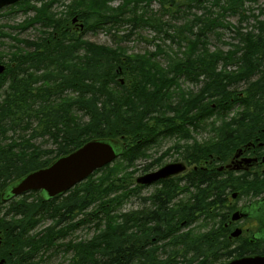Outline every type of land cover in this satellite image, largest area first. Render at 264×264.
Segmentation results:
<instances>
[{
    "label": "trees",
    "instance_id": "trees-1",
    "mask_svg": "<svg viewBox=\"0 0 264 264\" xmlns=\"http://www.w3.org/2000/svg\"><path fill=\"white\" fill-rule=\"evenodd\" d=\"M239 1L162 0V10H169L172 6L176 8L175 14L183 13L185 17L191 7L211 10L212 5H217L224 11H236L241 4ZM25 3L28 0L15 4ZM123 5L101 12L92 7L85 8L81 13L83 29H103L107 33L115 29L117 33L124 22L131 23L132 27L147 26L162 35L161 39L185 47L184 57H175L168 67L161 68L150 59L123 55L121 51L85 41L79 33L64 28L58 30L57 35L49 34L53 35L51 39L57 38L51 44L37 43L32 52L11 58L4 75L0 76V97L3 96L0 133L4 137L9 130H15L19 124L14 121L22 117L32 121L20 126L17 137H14L21 138L22 130H30L27 138L19 142L0 141V190L20 175L45 166L93 137H130L119 158L132 161L141 149L154 143L157 136L180 132L182 124L178 121H183V126L191 118L195 122L207 110H222L232 98L243 107L242 110L227 127L219 128L220 137L217 135L215 140L194 150L192 162L197 163L210 156L225 159L256 137L264 141V23H258L256 32L241 34L242 41L233 49L220 53L206 48L207 34L222 25L220 17L213 16L210 11L193 15L189 24L172 25L147 12L137 13L134 9L128 12L131 16L124 19L123 12L126 11ZM100 6L103 7V3ZM56 27L55 24L51 26L54 30ZM126 35L122 34L117 41H123ZM81 53L83 56H78ZM37 72L40 76L36 75ZM122 73L128 74L129 85L117 79ZM180 79L198 86L195 90H182L179 88ZM38 81L41 85L34 86ZM239 82L247 84L242 97L234 90ZM73 111L82 112L86 120L72 122ZM38 137L50 140L56 148L42 150L35 144ZM122 172L124 179L126 171ZM89 177L79 184L81 195L64 204L65 210L85 209L95 203V211L107 216L114 210L106 205H112L110 202L117 204L115 198L109 197V193L118 188L114 184L115 179H103L98 183ZM184 178L188 183L186 189H193L192 201L172 203L174 194L168 186L173 182L169 180L171 184H166L169 189L155 191L142 198L151 203L143 202L141 208H145L138 215L141 224L135 232L122 235L108 232L107 241L96 252L81 250L78 264H133L136 260L141 264H159L153 247L161 239L159 237L175 234L179 224L191 221L198 213L212 219L223 218L224 214L218 213L216 206H222L228 188L253 195L264 191L263 179L250 178L246 173L226 177L221 172L214 174L197 169L188 172ZM117 201L119 203L120 200ZM42 203L41 198L38 202L24 205L27 218L0 222V228L5 231V242L0 252L8 256L9 263L20 264L34 257L36 242L25 238L24 230L29 217ZM16 231L25 239L22 244L14 240L18 239ZM181 238L182 247L177 252L184 250L182 254L191 255L185 264H212L214 258L208 262V257L217 256L222 246L229 244L225 236L220 233L213 235L212 231L200 233L195 238L188 233L180 234L173 242L179 243ZM254 249L252 245L243 243L240 247L225 250L224 254L234 256Z\"/></svg>",
    "mask_w": 264,
    "mask_h": 264
},
{
    "label": "rangeland",
    "instance_id": "rangeland-1",
    "mask_svg": "<svg viewBox=\"0 0 264 264\" xmlns=\"http://www.w3.org/2000/svg\"><path fill=\"white\" fill-rule=\"evenodd\" d=\"M101 3H103V7L100 6ZM122 4H124L123 10L126 11L123 12L124 19L130 17L128 12L134 9L137 13L147 12L150 16L158 17L161 21L165 20L172 25L189 24L193 15H201L204 11H210L213 16L220 17L219 22L222 25L207 34L205 38L206 48L209 51L220 53L233 49L242 41L241 34L255 31L259 22L264 23V0H241L238 2L236 11H224L220 6H211L210 4L207 5L213 8L211 10L191 7L187 16L184 17L183 13L179 15L176 13L175 18L169 13L175 12L176 8L170 6L165 15L162 10V0H29L23 6L12 4L0 10V65H4V71H6L11 58L22 54L25 56L27 51L32 52L37 43L51 44L57 39L56 36L52 39L51 37L57 35L64 28L79 33L85 41L121 51L124 53L123 55L154 59L151 61L159 64L161 68L168 67L171 59L175 57H184L185 47H179L171 43L170 40L161 39L162 35L146 26L132 27L131 23L124 22L120 25V31L117 33H115V29L111 33H107L103 29L96 31L81 30L80 25L84 24L81 13L84 12L85 8L92 7L97 12L111 11ZM47 24H51V26L55 24L57 30L52 29ZM196 29L194 30L196 31ZM236 29L239 30L236 32ZM52 32L53 35H49ZM127 33L129 35H126ZM122 34L126 37L122 38L123 41H117L122 37ZM78 56L83 55L81 53ZM10 64L14 65L12 62ZM117 79L126 85L130 84L127 73H122ZM179 86L182 90L188 91L195 90L198 85L180 79ZM246 86L245 82H239L234 90L240 96ZM212 106H215L214 103ZM226 106L211 114L198 116L195 122L192 118L186 120L185 126H183V121H178L179 124H182L181 129L183 131L171 134L163 133L157 136L154 143L141 149L138 152L139 155H136L137 157L132 161L126 162L117 158L110 164L96 169L89 178L95 179L98 183L103 179H115L114 184L118 186L117 190L109 193V197L115 198L117 203L110 202L112 205H106L113 207L114 210L109 215L106 216L100 211L96 212L97 205L95 203L85 209L77 208L70 212L65 210L64 204H67L66 202L70 201L71 197L81 195L78 191L81 185L72 188L62 197L42 203L29 217L26 227L27 235L34 236L36 242V250L33 251L34 257L31 258V261H23L20 264H78L81 261V250L96 252L104 246L108 232L112 231L116 235H122L138 229L141 224L138 215L141 210L139 206L143 204L142 198H146L157 191L161 185L153 184L148 187H139L135 183L136 177L144 172V166L149 165V170H155L165 163L183 161L185 155L193 154L196 148L215 139L219 133V128L227 127V124L231 123L243 108L238 102H233V98L231 103ZM71 118L74 123L86 120L82 112L75 111L72 112ZM11 131L9 130L4 137L0 135L1 143L9 142L10 139L8 138L12 133ZM22 132L21 138L12 139L19 142L28 137L30 130H22ZM14 137H17V134ZM130 139V137L125 138L124 142L127 143ZM35 144L41 149L50 148V150H54L56 148L53 142L41 138L36 139ZM262 154H264V150ZM51 155L53 154L49 156ZM200 164L204 165L203 162ZM192 167L193 164H187L185 172ZM121 169L126 171L124 179H122L124 173ZM263 169L264 164H261L251 168L249 174L263 175L264 181ZM185 172L181 173L175 182L172 181V185L168 186L176 195V202L187 201L193 192L192 188L186 189L188 183L184 178ZM168 187L165 189H169ZM252 195L251 192L241 191L236 198H230L229 206L233 205L235 208H239L242 204L254 199ZM37 198V193L31 192L9 202L0 203V222L27 218L24 205L37 202ZM117 200H120L119 203ZM195 216L194 222V219L189 221V223H193L187 225L188 222L183 221L179 224L181 229L179 233L176 231L175 234L180 235L184 234V231H188L191 235H197L212 231L215 228L216 223L213 221L215 219L212 217L210 218L204 213H198ZM252 224V221L247 220L238 223L237 226L243 229L242 237L245 236L246 231L250 233L255 230ZM169 240L167 238L163 243L157 245L159 251L156 262L169 264L170 261L165 260L171 258L175 261L172 263L185 264V261L176 256L177 251L181 248L182 238L179 243H175L176 245L170 244ZM236 244L237 242L231 246ZM188 257L191 256L186 255V260ZM228 259V257L222 256L215 259L214 264H222ZM133 264L141 263L136 261Z\"/></svg>",
    "mask_w": 264,
    "mask_h": 264
},
{
    "label": "bare ground",
    "instance_id": "bare-ground-1",
    "mask_svg": "<svg viewBox=\"0 0 264 264\" xmlns=\"http://www.w3.org/2000/svg\"><path fill=\"white\" fill-rule=\"evenodd\" d=\"M23 1H27V0H20V1H18V2H23ZM29 1V0H28ZM15 4V3H14ZM12 5V4H11ZM24 4H21V6H23ZM9 6V5H8ZM6 6H2V7H0V10H2L3 8H5ZM164 12V14L166 15L167 14V12H168V10H166V11H163ZM166 12V13H165ZM169 14H171V16H174L175 15V13L173 12V13H169ZM147 27V26H146ZM80 28H81V30L83 29V24H81L80 25ZM150 28V27H149ZM152 29V28H151ZM127 56H131V57H140V56H134V55H127ZM146 59H150L149 57H147ZM150 60H154V59H150ZM119 71H121V70H119ZM4 73H5V71H4V65H0V76H3L4 75ZM36 75H38V76H40V74H39V72H37L36 73ZM41 81V80H40ZM40 81H38V82H36L35 83V85L34 86H40L41 85V82ZM121 83H123L121 80H119ZM180 88V87H179ZM3 89H4V87L2 86L1 87V92L3 91ZM181 89V88H180ZM240 93V92H239ZM242 93V95H240L239 96V94H238V96L239 97H242L243 96V92H241ZM1 98L3 99V96L1 95V97H0V103H1ZM212 108H214L213 106H212ZM215 111H218V110H214V111H210V110H207L206 111V114H211V113H213V112H215ZM32 120L31 119H29V118H27V117H22V118H20V119H17V120H15L14 121V123H17V124H19V126H16L15 128V130H14V128H13V130L11 131L12 133H11V135L9 136V138L8 139H10V140H13L12 138H14V136L17 134V130H19V127L20 126H22V125H25V124H27V123H30ZM0 135H1V133H0ZM18 135V134H17ZM2 136V135H1ZM217 137H220V134H218V136ZM39 138H41V137H38L37 139H39ZM94 138H100V139H109V138H112V139H115V140H117L120 144H121V146H122V148H123V151H122V153L120 154V155H118V157L117 158H119V157H121L122 156V154H123V152H124V150L127 148V145H128V142L127 143H125L124 142V137H122V136H120V137H117V138H114V137H107V136H101V137H93V138H90V139H88V140H86L85 142H87V141H89V140H91V139H94ZM257 139L256 140H250V141H248V142H246V143H244V144H242L241 146H239L234 152H232L230 155H228L225 159H219L218 157H215V156H210V158L209 159H205V158H202V159H200V161H198L197 163H193L192 162V160L191 159H193V157H194V153L193 154H190V155H185L184 156V159H183V161H176V162H181V163H183L184 165H185V169L183 170V171H181L180 173H177V174H175V175H173V176H170V177H168V178H163V179H158L157 181H154V182H152V183H150V184H148V185H141V184H139V183H137L136 182V179H135V183L139 186V187H148V186H151V185H153V184H158V185H161V187H159V189H157V191H159V190H163V189H165L166 188V184H171V182L169 181V180H171V181H174L175 182V180L177 179V177L181 174V173H184L186 170H187V164L189 165V164H193V167L190 169V170H188L187 172H185V175L188 173V172H190V171H194V170H197V169H203L205 172H208V173H217V171L215 170V169H213V168H211L212 166H216V169H222L221 171H224L225 173H223V172H221V173H223V174H225V176L227 177V176H233V177H235V176H241L242 174H244L245 172H246V169H238L237 167H231V163L229 162V159L232 157V156H235L234 155V153L236 154V153H238V152H240V151H247L248 150V148H250V147H252V146H256V142H258L259 144H260V147H262L263 148V150H264V141L263 140H261V138L260 137H256ZM213 140H215V139H212V140H210L209 142H211V141H213ZM85 142H83L81 145H79L78 147H76V148H74V149H72L71 151H69V152H66V153H64V154H61V155H59L58 157H60V156H64V155H67V154H69L70 152H72L73 150H75V149H77V148H79L80 146H82ZM209 142H207V143H209ZM252 144V145H251ZM58 157H56V158H54L52 161H50L48 164H46L45 166H43V167H47L48 165H50L55 159H57ZM116 158V159H117ZM250 160H253L251 157H247V159H246V161H249L250 162ZM114 161V160H113ZM112 161V162H113ZM209 161L211 162V163H209ZM176 162H170V163H176ZM187 164H186V163ZM200 162H203V164L204 165H202V164H200L199 165V163ZM248 162V163H249ZM111 163V162H110ZM110 163H108V164H110ZM165 164H168V163H165ZM165 164H163V165H165ZM107 165V164H106ZM163 165H161V166H163ZM234 165V164H233ZM148 166V167H147ZM147 166H144V168H143V170H144V172L142 173V174H145V173H149V172H153V171H156L157 169H159L160 167H158V168H156L155 170H149L150 169V167H149V165H147ZM43 167H40V168H43ZM37 169H39V168H37ZM37 169H34V170H37ZM34 170H31V171H34ZM31 171H28V172H26V173H24V174H22V175H20L19 177H17V178H15L13 181H10V182H8L1 190H0V203H6V202H9V201H11L12 199H14V198H16V197H19V196H22V195H25V194H28V193H31V192H36L37 193V195H38V198H37V202H38V200H40L41 198H42V200L44 201V202H48V201H53L54 199H57V198H59V197H62L65 193H67L68 191H70L72 188H74V187H76V186H78L81 182H83V181H85L88 177H86L84 180H82V181H80V182H77V183H75L73 186H71L69 189H67L64 193H62V194H58V195H55V196H53V197H48V198H46V197H44L45 195L40 191V190H38V189H32V190H30V191H28V192H25V193H21V194H18V195H16V196H13V197H10V198H6V199H4V200H2L1 199V193L3 192V191H7V189L9 188V186L11 185V184H13L14 182H16L18 179H20V178H22L23 176H25L26 174H28L29 172H31ZM142 174H140V175H142ZM140 175H138L137 177H139ZM184 175V176H185ZM250 178H259V179H263V176L261 177V176H258V175H256V174H253V176H252V174H247ZM136 177V178H137ZM253 180V179H252ZM248 181H249V179H248ZM248 184H246V186H247ZM228 194H227V196H226V200L223 202V204H222V206L220 205V206H216V207H218L217 209H219V211H218V213H220V214H224V217L223 218H220V217H215L214 219L215 220H213V221H215L214 223H216V226H215V228L212 230V233H213V235L216 233V234H218V233H220V234H222L223 236H225V238L227 239V241H228V245L226 246V247H223L222 246V250H220V251H218V255L217 256H213V257H211V256H209L208 257V262L210 261V258H214L213 259V261H212V264H214V260L215 259H218V258H220V257H228L229 259L227 260V261H225L224 263H222V264H225V263H227V262H229V261H231L232 259H235V258H240V257H244V256H256V255H262V254H264V251H260L261 249H257V247L255 248V250L254 251H252V252H245V253H243V254H240V255H234V256H228V255H225L224 254V251L227 249V248H229V250L230 249H233V246H231V245H233V244H235L236 242H237V239H238V236H239V234H240V232L242 231V228L241 227H239V226H237L238 225V223L240 222V221H243L242 219H251L252 217L251 216H239V217H234V215L235 214H237V213H241V211H242V209L244 208V207H246V206H249V205H251V207H255V205L258 203V202H261V199L264 197V191L262 192V193H260V194H256V195H252L253 196V198L254 199H252V200H250L249 202H246V203H244V204H242L239 208H235L233 205L232 206H229L230 205V202H231V199H234V198H236L237 197V195H238V193H240L241 191L240 190H233V191H231V188H228ZM41 198H40V197ZM74 197H76V196H74ZM74 197H71L70 199L71 200H73V198ZM190 197H191V199H190ZM190 197H189V199H190V201H192V197H193V193L191 192V195H190ZM258 198V201H255V198ZM231 198V199H230ZM176 195H174V199H173V201H172V203H174V204H179L180 202H182V201H180V202H176ZM188 199V200H189ZM143 202L144 203H146L147 205H149L151 202L150 201H144L143 200ZM256 203V204H255ZM141 206H142V204H141ZM141 206H139L140 208H141ZM143 208H145V207H142L141 208V210L143 209ZM216 209V210H217ZM195 221V218H194V220H193V222ZM193 222H191V223H193ZM191 223H186L187 225H189V224H191ZM228 223H230V225H232V227H230L229 228V226H225V224H228ZM182 226H184V225H182ZM180 229H181V227H179V229H177V232L179 233V231H180ZM238 231V233L237 234H235V232H237ZM17 232V235H18V239H16V238H14V240L15 241H17L18 242V244H22L23 243V241H25V239L23 238V236H22V234L21 233H19L18 231H16ZM23 232V231H22ZM135 232V231H134ZM208 232H211V231H208ZM256 232V231H255ZM254 232V233H255ZM181 233V232H180ZM183 233H188L189 234V236L190 237H193V238H195V237H197V235H199V234H197V235H191V233L190 232H188V231H184ZM203 233H205V232H203ZM24 234H25V238H28V239H31V240H33L34 242H35V240H34V236H28L27 235V230H24ZM256 235V238H257V240L259 241V242H261V241H264V238H259L258 236H257V234H255ZM176 236H178V234H175V235H171V236H167V237H164V234L161 236V237H159V238H161L157 243H155L154 244V249H155V257H156V259H157V255H158V251H159V248H158V250H157V245H160L161 243H163V241L166 239L167 240V238H169L170 240V244H173V245H176L174 242H173V239L176 237ZM240 236H241V234H240ZM164 237V238H163ZM20 238V239H19ZM24 239V240H23ZM39 240V239H38ZM29 241V240H28ZM181 244V243H180ZM177 245H179V244H177ZM181 247H182V244H181ZM262 247V246H261ZM40 249V248H39ZM181 249V248H180ZM35 250H36V248H35ZM88 251H90V250H88ZM36 252V251H35ZM91 253L93 252V251H90ZM181 252H184L185 253V251L184 250H182V251H180V253H178L176 256H179L180 257V259H182L183 261H185L186 260V255L183 253H181ZM188 255H190V254H188ZM187 255V256H188ZM191 256V255H190ZM188 258H190V257H188ZM30 261H31V259H29ZM158 260V259H157ZM136 261H138V260H136ZM136 261H134L133 263H135ZM165 261H170L169 262V264L171 263V264H174V263H172L174 260L173 259H168V260H165ZM175 262V261H174Z\"/></svg>",
    "mask_w": 264,
    "mask_h": 264
},
{
    "label": "water",
    "instance_id": "water-1",
    "mask_svg": "<svg viewBox=\"0 0 264 264\" xmlns=\"http://www.w3.org/2000/svg\"><path fill=\"white\" fill-rule=\"evenodd\" d=\"M18 1L20 0H0V7ZM122 151L121 144L115 139H91L69 154L58 157L47 167L31 171L18 179L9 186L7 191L1 193V199L4 200L32 189L40 190L46 198L62 194L75 183L84 180L96 169L115 160ZM184 169L185 165L181 162L168 163L156 171L140 175L136 178V182L141 185H148L158 179L180 173ZM261 202L264 204V197ZM253 208L251 205L246 206L241 213L235 214L234 217L252 216L254 214ZM261 221L264 222V220ZM262 224L263 226L258 233L259 238H262V234H264V223ZM237 233L238 231L235 232V234ZM225 264H264V254L235 258Z\"/></svg>",
    "mask_w": 264,
    "mask_h": 264
},
{
    "label": "flooded vegetation",
    "instance_id": "flooded-vegetation-1",
    "mask_svg": "<svg viewBox=\"0 0 264 264\" xmlns=\"http://www.w3.org/2000/svg\"><path fill=\"white\" fill-rule=\"evenodd\" d=\"M257 138H255L256 140ZM252 145V144H251ZM263 148L260 147V144L256 142V146H252L248 148L247 151H240L238 153H234L235 156H232L229 159V162L232 164L231 167H237L238 169H246V174H249V170L254 167H258L261 164H264V154H262ZM247 157H251L253 160L246 161ZM249 162V163H248ZM209 163H211L209 161ZM234 164V165H233ZM211 168L215 169L217 172H223L222 169H216V166H212ZM264 170V169H263ZM253 176V174H252ZM263 175H261L262 177ZM255 201H258V198H255ZM254 211V214L251 216V219H242L243 221H252V226L255 227V230L253 232L246 231L245 236L242 237L243 229L240 232L237 244L233 246V249L236 247H240L243 243H248L253 246V248L261 249L260 251H264V241L259 242L256 238V235L258 236L259 230L263 226L261 220H264V204L262 202H258L256 206L252 209ZM257 212V213H256ZM230 223L225 224V226H229ZM232 227V225L229 226V228ZM256 231V232H255ZM255 232V233H254ZM262 238H264V234H262ZM5 231L0 229V250L5 242ZM262 246V247H261ZM255 250V249H254ZM8 256L2 255L0 252V264H11L8 262L7 259Z\"/></svg>",
    "mask_w": 264,
    "mask_h": 264
}]
</instances>
